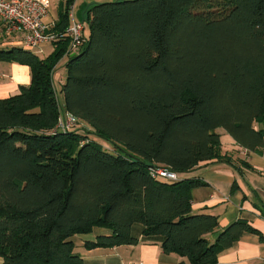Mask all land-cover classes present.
<instances>
[{"label":"trees","instance_id":"16d2710c","mask_svg":"<svg viewBox=\"0 0 264 264\" xmlns=\"http://www.w3.org/2000/svg\"><path fill=\"white\" fill-rule=\"evenodd\" d=\"M75 1L63 4L54 30L69 26ZM81 18L90 35L68 58V40L45 57L0 48V59L28 65L32 77L0 98V264H84L75 235L107 228L84 246L135 245V224L147 238L163 237L166 253L214 264L258 230L238 219L211 241L218 216L192 205L207 182L163 181L151 171L232 164L221 127L244 148L264 147V126L256 127L264 125V0L92 1ZM57 97L92 130L52 131Z\"/></svg>","mask_w":264,"mask_h":264},{"label":"crops","instance_id":"0c3cea01","mask_svg":"<svg viewBox=\"0 0 264 264\" xmlns=\"http://www.w3.org/2000/svg\"><path fill=\"white\" fill-rule=\"evenodd\" d=\"M46 1L49 4V13L45 20L57 22L66 0ZM80 1L76 0L72 5L75 18L76 14L77 17H82L85 4L96 0H84L82 6ZM18 44L22 45L21 35L8 33L5 25L0 22V48L8 49L9 46ZM0 73L6 74L0 75V98L17 94L21 86L31 83V68L17 61L0 59ZM59 73L60 77H63L62 72ZM66 78L67 70L61 81L64 82ZM261 125L264 126L257 123L256 127ZM219 133L223 153L230 155L233 163L216 160L201 162L194 170L181 174L183 178L196 177L207 182V185L197 187L193 191V212L218 216L219 227L207 235L211 241L238 219L247 220L258 230L257 233L245 231L231 247L219 252L214 264H264V147L249 150L239 145L231 135L224 142V135L229 134L227 131ZM246 162L252 168H249ZM234 183L237 184L236 187L233 186ZM110 233L112 230L96 227L90 234H78L73 237L75 249L83 256L84 264H191L187 257L174 252L166 253L162 248L163 237L144 236L140 224L133 226V234L139 239L135 245L99 246L91 249L84 246L86 240H95L97 236ZM87 236L90 239H86ZM2 261L0 257V262Z\"/></svg>","mask_w":264,"mask_h":264},{"label":"built area","instance_id":"2783aa9c","mask_svg":"<svg viewBox=\"0 0 264 264\" xmlns=\"http://www.w3.org/2000/svg\"><path fill=\"white\" fill-rule=\"evenodd\" d=\"M48 13L49 4L46 0H0V22L5 25V30L8 33L21 35L22 47L33 50L45 43L56 44L68 40V48L64 58L78 54L88 39L86 21L75 18L74 7L72 6L69 11V26L65 30H54L56 21L45 20ZM57 69L53 73L56 86L59 82L60 84L63 83L61 81L63 78L60 77V71ZM0 75L6 74L0 73ZM58 101L60 114L52 131L71 132L77 128L81 120L66 109L59 97ZM151 172L156 178L163 181L180 180V175L177 172L165 166L152 167ZM129 264L144 263L131 262Z\"/></svg>","mask_w":264,"mask_h":264},{"label":"rangeland","instance_id":"374dc122","mask_svg":"<svg viewBox=\"0 0 264 264\" xmlns=\"http://www.w3.org/2000/svg\"><path fill=\"white\" fill-rule=\"evenodd\" d=\"M83 1L84 0H81L80 1V3H82L80 6H82L83 5ZM98 0H96V2H97ZM99 2V1H98ZM79 19V18H81V17H77V14H76V19ZM86 33H87V35L89 36L90 35V25H89V23L86 21ZM12 36V35H11ZM10 36V37H11ZM16 46H22L21 44H18V45H16ZM10 48L11 47H13V45L12 46H9ZM54 45H52V44H47V43H45V44H43V45H41V47H38V48H35V49H33L32 50V52H34V53H38V55L40 56V57H45V56H47V55H49L50 53H52L53 51H54ZM5 49H7V48H5ZM62 61V60H61ZM67 62V60L66 59H63V61L62 62H60L59 63V67H58V69L57 70H59L60 72H62V75H63V77H65V74H66V65H65V63ZM63 63V64H62ZM62 77V78H63ZM61 79V78H60ZM57 86H58V88L60 87V82L57 84ZM57 101H58V97H57ZM58 103H59V101H58ZM77 130H79V131H81V132H83V133H86V132H88V131H91L92 130V128L90 127V126H88V124L87 123H85L84 121H80L79 122V124L77 125ZM219 131H226V130H224V128H219L218 129ZM228 136H230V134H225L224 135V142L226 141V139H227V137ZM88 137L90 138V139H97V137H96V135H94L93 133H88ZM99 141H101L102 143H103V146H105V147H108L109 148V150H113L114 149V147L110 144V142L109 141H106V140H102V139H99ZM179 175H181V174H179ZM86 239H90L89 238V236H87L86 237ZM77 242H78V238H77ZM78 245H79V242L77 243ZM78 248H81L80 246H78Z\"/></svg>","mask_w":264,"mask_h":264}]
</instances>
